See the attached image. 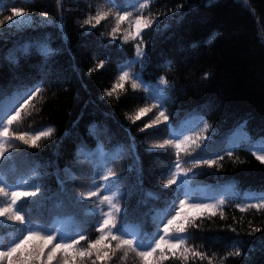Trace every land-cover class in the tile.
I'll list each match as a JSON object with an SVG mask.
<instances>
[{
	"label": "trees",
	"instance_id": "16d2710c",
	"mask_svg": "<svg viewBox=\"0 0 264 264\" xmlns=\"http://www.w3.org/2000/svg\"><path fill=\"white\" fill-rule=\"evenodd\" d=\"M126 2L135 3V0ZM104 3L105 0H63V36L51 26L22 33L5 32L8 28L5 23L0 29V33H4L0 38V87L11 92L21 81L30 84L40 79L43 57L35 49L31 56L21 57L18 65L9 64L4 57L10 49L50 34L52 47L60 51L45 67L48 75L41 93L43 99L37 97L33 101L39 111L33 109L32 115L26 116L15 130L32 132L52 126L56 133L52 139L42 141L40 149L27 148L17 142V150L34 153L41 164L49 165L47 171L54 173L57 167L63 169L74 164L77 146L82 141L89 146L95 145V139L88 134L92 124L97 125V133L106 149L118 144L130 145L133 142L130 137L134 138L144 169L142 187H133L135 172L126 170L133 163L130 151L116 169L128 178L124 185L130 193L127 203L131 209H136L130 226L134 229L142 224L145 231L151 232L154 230L153 210L163 207V203L152 199L148 193L160 194L161 174L167 173L175 157L171 149L154 150L163 152V156L152 155L148 144L166 136L150 135L155 129L139 131L156 110L135 124L127 119L147 103L145 92L133 91L130 84H126L124 90H118L119 99L115 95L112 98L104 96V91L116 82L120 64L134 56L132 42L123 43L122 36L111 39L109 33L114 26L111 18L94 29L80 27V22L89 13L95 14L96 8ZM181 4L183 8L179 7ZM12 7L27 9L37 21L44 12L52 20L60 15L57 0H0V8ZM151 11L166 13L160 19L168 21V26L152 36L145 35L144 79L154 82L158 76L167 74L174 81L168 108L170 113H178L181 118L209 106L201 114L212 124L208 135L212 138L213 152L205 154L223 155L229 133L244 122L253 138L264 136V0H152ZM9 14L10 11H3V16ZM173 15L180 19L173 21ZM100 61L104 67L96 68ZM135 71H141L139 66ZM205 73L209 74L206 80ZM200 152L201 149H197L193 155ZM182 159L187 161L191 157ZM220 165L194 169L202 174L195 176L193 186L205 187L214 196L229 186L241 193L264 190V164L257 161L245 145H241L234 156L225 155ZM44 184L53 192L59 191L55 175L48 176ZM80 184L85 187H79ZM90 185V180H79L68 187L79 192ZM57 202L54 197L34 212L50 217L71 211L58 208ZM223 211V219L219 215L212 218L204 215L197 220L198 227H189L187 235L193 237L189 246L207 253L213 264H221V261L223 264H264V231L248 234L250 223L264 229V212L241 213L233 202L226 203ZM232 228L237 231L232 232ZM88 229L89 239H94L97 233L91 223ZM234 241L243 242L244 255L225 259L233 250ZM105 264H140V261L134 253L126 258L117 253ZM164 264L183 262L169 259ZM188 264H208V261L197 258L189 260Z\"/></svg>",
	"mask_w": 264,
	"mask_h": 264
},
{
	"label": "snow or ice",
	"instance_id": "6c2138e0",
	"mask_svg": "<svg viewBox=\"0 0 264 264\" xmlns=\"http://www.w3.org/2000/svg\"><path fill=\"white\" fill-rule=\"evenodd\" d=\"M57 5L60 15L56 20L49 19L44 12L40 14L39 21L25 8H0V16H3L4 10L10 11L9 15L0 18V29L5 23L8 24L5 32L15 33L51 26L63 36V0H57ZM151 5L152 0H135V3L105 0L96 8L95 14L89 13L80 22V27L94 29L111 18L114 20L109 33L111 39L117 40L122 36L123 43L132 42L134 56L120 64L117 80L104 91V96L112 98L115 95L119 99L118 90H124L126 84H130L133 91L145 92L147 103L128 115L127 119L135 124L156 110L155 115L139 127V131L155 129L150 135L166 136L148 144L152 155H164L154 150L173 151L175 159L171 161L167 173H162L160 177L163 185L160 194L148 193L152 199L162 200L163 203V207L153 210L151 222L154 230L145 231L142 224L134 229L130 226L136 209H131L127 203L130 193L124 185L128 178L116 169L130 151L133 163L126 170L135 172L133 187H142L144 169L136 153L134 138L130 137L133 141L130 145L118 144L106 149L97 133V125L92 124L88 134L95 139V145L89 146L82 141L77 146L74 164L63 169L57 167L54 173H49V165L41 164L34 153L17 150V142L27 148L40 149L41 142L52 139L56 133L52 126L32 132L15 130L26 116L32 115L33 109L39 111L33 101L37 97L43 99L41 93L48 75L45 67L60 51L52 47L50 34L45 33L10 49L4 57L9 64L18 65L21 57L31 56L35 49L43 61L39 80L30 84L21 81L11 92L0 87V264H105L117 253H122L125 258L134 253L140 264H164L169 259L188 264L189 260L197 258L201 261L207 259L208 264H213L207 253L189 246V241L193 239L187 235L189 227H198L197 220L204 215L208 218L219 215L223 219V208L228 202H233L241 213L264 212V190L241 193L234 186H229L214 196L205 187L193 186L195 176L202 174L194 169L220 167L225 155L234 156L241 145H245L246 150L264 164V136L253 138L247 131V122H244L229 133L223 155L205 154L213 152L212 138L208 135L212 124L201 114L209 106L181 118L178 113H170L168 108L174 81L167 74L158 76L154 82L144 79L143 70L147 65L145 35L152 36L168 26V21L160 19L166 13L154 14ZM179 7L184 6L181 4ZM171 19L175 21L180 17L173 15ZM3 35L0 33V38ZM137 66L141 71H135ZM103 67V61L96 65V68ZM208 76L205 73L203 78L206 80ZM197 149L201 152L193 155ZM182 157L191 159L186 161ZM50 175H55L58 192H53L44 184ZM79 180H90L91 185L79 192L74 187H68ZM79 187L85 186L80 184ZM54 197L58 199V208L65 207L71 211L50 217L34 212ZM89 223L97 233L91 240L87 234ZM249 227V235L264 231L251 223ZM231 231L237 230L232 228ZM242 244V241H234L231 245L233 250L226 254L225 259L243 256Z\"/></svg>",
	"mask_w": 264,
	"mask_h": 264
}]
</instances>
